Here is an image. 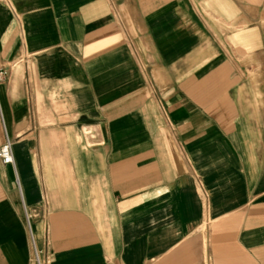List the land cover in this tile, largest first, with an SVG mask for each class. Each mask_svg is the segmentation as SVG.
I'll return each instance as SVG.
<instances>
[{"label": "crops", "instance_id": "1", "mask_svg": "<svg viewBox=\"0 0 264 264\" xmlns=\"http://www.w3.org/2000/svg\"><path fill=\"white\" fill-rule=\"evenodd\" d=\"M0 264H264V0H0Z\"/></svg>", "mask_w": 264, "mask_h": 264}, {"label": "built area", "instance_id": "2", "mask_svg": "<svg viewBox=\"0 0 264 264\" xmlns=\"http://www.w3.org/2000/svg\"><path fill=\"white\" fill-rule=\"evenodd\" d=\"M0 159L4 164H13L14 163V156L12 145L9 140H7L1 147H0Z\"/></svg>", "mask_w": 264, "mask_h": 264}]
</instances>
